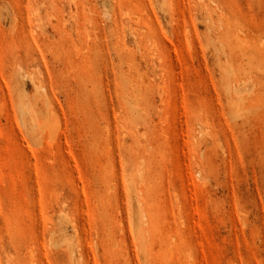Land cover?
Segmentation results:
<instances>
[{"label": "rangeland", "instance_id": "obj_1", "mask_svg": "<svg viewBox=\"0 0 264 264\" xmlns=\"http://www.w3.org/2000/svg\"><path fill=\"white\" fill-rule=\"evenodd\" d=\"M0 264H264V0H0Z\"/></svg>", "mask_w": 264, "mask_h": 264}]
</instances>
